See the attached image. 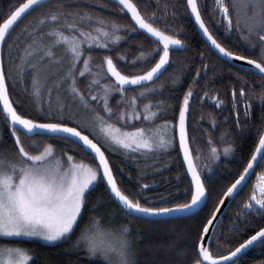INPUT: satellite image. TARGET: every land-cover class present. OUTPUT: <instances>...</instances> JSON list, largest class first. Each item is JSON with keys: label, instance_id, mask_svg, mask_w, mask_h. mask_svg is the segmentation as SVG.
Listing matches in <instances>:
<instances>
[{"label": "snow or ice", "instance_id": "1", "mask_svg": "<svg viewBox=\"0 0 264 264\" xmlns=\"http://www.w3.org/2000/svg\"><path fill=\"white\" fill-rule=\"evenodd\" d=\"M84 2L57 0L53 8L39 13L36 25L29 24L23 30V34L29 37L24 47L14 52L15 43L8 44L7 70L2 52L11 30L23 15L43 8L47 0H24L13 5L0 22V119L7 125L16 148L14 154H0V238L30 237L49 242L69 239L86 206L87 193L100 180L106 182L125 215L137 219L171 218L173 213L192 215L193 210L207 200L208 189L194 162L189 144L187 116L194 95L192 87L183 96L178 121L179 145L194 183L188 198L176 202L163 196L146 195L150 186L141 181L143 173L137 176L140 187L135 191L128 192L118 183L105 150L93 138V134L101 132L113 151L127 152L129 155L152 153L166 149L173 143L174 137L166 139L161 134V128L171 126L169 122L154 124L163 101L155 104L151 100L143 104L138 102V97L147 100L150 95L156 94V87H139L131 96L126 93L125 87L141 86L159 78L168 70L166 66H170V49L179 50L184 46V41L175 29L167 28L166 11L160 17L155 11L146 16L134 0H115L120 12L130 14L138 29L155 39V49L142 52L141 58L147 61L153 53L159 55L154 66L142 74H125L117 66L113 55H104L100 62H96L93 49L111 50L118 46L126 39L122 32L129 26L113 17L100 15L95 9L82 7ZM203 2L186 0V5L207 40L224 57L247 62L245 70L255 69L264 81V0H231V7L229 0H213L211 10L214 23L223 24L228 33L234 30L256 58L233 51L216 38L202 15ZM217 16L219 19H215ZM158 19L164 21V27L156 22ZM57 48L63 49L62 56L56 55ZM117 59L123 60L125 57L118 55ZM199 76L200 72L197 71L196 77ZM9 77L13 78V84L17 81L23 84L25 79L30 81L31 91L28 95L40 115L32 116L18 111L22 105L10 95ZM179 82V78L172 81L174 85ZM244 83L246 81L241 79L239 94L244 100L243 115L247 120L251 116V101L246 95ZM24 90L27 92V87ZM115 93L119 94V99L115 101L114 108L112 99ZM231 94L235 100V87H232ZM257 99L264 103V91ZM73 106L90 113L91 118L82 119L80 111H73ZM240 115L239 111L235 113L237 125ZM141 117L147 122L146 125L129 127ZM22 134L56 138L57 143L61 139L79 143L85 151L93 154L98 164L93 167L71 153H61L56 144L47 141L31 140L26 144ZM208 142L212 159H219L222 153L229 155L234 150L231 142L223 143L222 148L211 137ZM256 166L264 168V130L258 133L254 150L243 171L227 187L223 196L233 198L242 182L254 174ZM259 177L243 204L246 216L254 212L264 217V171L259 173ZM223 203L222 198L211 217L202 225L190 264H238L239 256L248 248L264 247V226H257L259 230L226 255L212 251L211 244L218 241L206 239V234L212 235L209 226L215 227L213 221L217 219L216 213ZM74 247H83L86 254L100 264H137V249L130 224L106 223L99 215L93 216L81 230ZM32 261L30 249L0 243V264H32Z\"/></svg>", "mask_w": 264, "mask_h": 264}, {"label": "trees", "instance_id": "2", "mask_svg": "<svg viewBox=\"0 0 264 264\" xmlns=\"http://www.w3.org/2000/svg\"><path fill=\"white\" fill-rule=\"evenodd\" d=\"M95 1H99L98 6L95 5ZM22 2L24 0H0V22L13 5ZM134 2L146 16L155 11L157 17H160L161 13L166 11L168 13L166 16L167 28L175 29L180 39L184 41L182 50L171 51L170 66L160 78L146 85L125 88L126 93L131 96L139 87H156V94L150 95L147 100L138 97V102L143 104L151 100L155 104L157 101H163V107L157 112L154 124L170 122L169 124L173 127L174 144L157 160L156 165H160L161 170L157 172H153L158 168L153 169L154 166L149 167V169L143 167L141 169L144 172H142L137 166V162L141 161H138L137 158H133L126 152L101 147L105 150L122 189L128 192L138 189L140 184L137 182V176L143 173L141 181L150 186L146 195L163 196L176 202L185 201L193 187L179 149L177 121L183 96L188 88L192 87L194 95L190 100L188 134L195 161L209 192L208 202L200 212L189 217L171 220L137 219L134 216L125 215L124 210L113 200L104 182L100 180L87 193L86 206L82 209L81 216L69 239L53 245L38 240L0 239L3 243L30 249L33 253V262L36 264H100L99 261L92 260L83 247L79 249L74 247L81 230L96 215L103 217L106 223L113 221L130 224L137 249V264H190L195 254L196 240L202 225L211 217L212 212L224 197L223 193L227 187L243 171L254 150L258 133L264 130V103L260 102L261 105L259 106L260 100L257 99L264 91V81L256 72L247 71L241 66L224 60L207 45L189 14L186 0H134ZM56 3L57 0H52L46 3L43 8L32 11L11 32L3 51L6 70L9 65L8 44L15 43L14 49H22L29 39L23 34V30L29 24L35 26L39 13L53 8ZM229 4L231 7V0H229ZM81 6L95 9L98 14L113 17L121 24L129 26L122 32L126 39L122 40L118 46L111 48V50L93 49L96 62H100L104 55H113L120 70L129 75L142 74L143 71L154 66V63L159 59L158 54L153 53L151 59L147 61H144L140 54L152 52L155 49V40L140 32L133 24L130 16L126 12L119 11V6L116 3L107 0H85ZM212 9L213 0H204L201 4L202 15L216 38L225 47L233 51L242 55H254V52L249 51L246 42L234 30L228 33L223 24L214 23L211 16ZM215 19H219V16ZM156 22L161 27L165 26L164 21L160 19ZM131 29L137 30L131 31ZM202 53L203 55H201ZM118 55L125 57V59H117ZM254 58H256L255 55ZM64 66L66 67L67 64ZM197 71L200 72L199 77H196ZM177 78L180 82L174 85L172 81ZM241 79L246 81L243 86L251 101V116L247 120L243 115L244 100L240 98L239 94ZM83 83L82 80V88ZM257 83H260V91H255V84ZM161 85H163L162 88ZM25 87H27V92L24 90ZM232 87L237 89L235 100L231 94ZM9 91L14 100L21 102L22 107H18V111L32 116L40 115L39 109L34 106L32 98L28 95V92L31 91L29 82L27 83L25 80L23 87L19 88L13 84L12 78L9 77ZM205 92L208 93L207 96L204 95ZM118 99L119 94H113L112 104L114 108L115 101ZM219 101H223V103L221 104ZM259 108L260 114L255 112ZM237 111L241 113L239 125L235 119ZM146 124L144 123V125ZM140 125L141 122L133 121L129 127ZM0 130L4 145L15 153L16 148L13 139L2 119H0ZM209 137L221 148L223 143L231 142L233 152L229 155L222 153L219 159L210 158ZM22 139L26 144L31 140L54 143L61 153H71L78 160L89 162L94 167L97 166L92 155L87 153L78 143L62 139L57 143L56 138L40 135L29 137L22 134ZM198 149L199 151H197ZM262 171L264 168L257 166L249 182L225 211L212 238L218 241V243L213 242L211 244L214 253L226 255L244 239H247L249 235H253L256 230H259L257 226H264V217L254 212L246 216L243 210V204L249 198L259 173ZM238 264H264V247L254 246L239 258Z\"/></svg>", "mask_w": 264, "mask_h": 264}, {"label": "water", "instance_id": "3", "mask_svg": "<svg viewBox=\"0 0 264 264\" xmlns=\"http://www.w3.org/2000/svg\"><path fill=\"white\" fill-rule=\"evenodd\" d=\"M49 1H51V0H47V2H49ZM111 1H113L114 3H115V0H111ZM189 11H190V9H189ZM32 11H30V12H28V13H26L25 15H23L22 16V18L17 22V24L16 25H14V27H13V29L11 30V32L17 27V25L26 17V16H28L30 13H31ZM128 14V13H127ZM129 16H130V14H128ZM191 17H192V19H193V21H194V23H195V25H196V27H197V29H198V32L200 33V35L202 36V38L205 40V42L207 43V45L218 55V56H220L221 58H223L224 60H226V61H228V62H230V63H233V64H235V65H238V66H241V67H243V68H246V64H247V62H244V61H239L238 59H236V58H228V57H224L222 54H220L219 52H218V50L217 49H215L214 48V46H212L211 45V43H210V41H208L207 40V37H206V35L204 34V32H203V30L202 29H200V27H199V25H198V22H196L195 21V18H194V15H191ZM130 18H131V16H130ZM131 20H132V18H131ZM132 22H133V24L135 25V27L138 29V27H137V25L135 24V22L132 20ZM139 30V29H138ZM140 32H142V33H144V34H146L143 30H139ZM11 32H10V34H11ZM148 37H150V35H148V34H146ZM150 38H152V37H150ZM8 39V38H7ZM7 39H6V41H7ZM152 39H154V38H152ZM155 40V39H154ZM183 49V47L182 48H180L179 50H182ZM3 50H4V46H3ZM171 51H172V49H170V57H171ZM2 55H3V52H2ZM167 68H168V66H166ZM252 71H254V72H256V70L255 69H252ZM165 72H163V74H164ZM257 73V72H256ZM162 74V75H163ZM162 75H160L159 76V78L162 76ZM114 79V78H113ZM158 78H154V80L153 81H151V82H146L145 84H143V85H146V84H149V83H152V82H154V81H156ZM131 87H134V86H131ZM131 87H128V86H126L125 88H131ZM10 92V91H9ZM178 121H179V118H178ZM188 126H189V113H188V116H187V128H188ZM29 137H32L31 135H29ZM177 137H178V143H179V130H178V122H177ZM79 144V143H78ZM189 144H190V140H189ZM80 145V144H79ZM81 146V145H80ZM83 148V147H82ZM179 148H180V152H181V156H182V159H183V162H184V165H185V168H186V171H187V173H188V175H189V178H190V181H191V184H192V187H193V189H194V183L192 182V179H191V172L188 170V167H187V161L184 159V153H183V149L180 147V145H179ZM190 148H191V146H190ZM84 149V148H83ZM85 150V149H84ZM87 153H90L91 155H92V157H93V154L90 152V151H86ZM106 153V152H105ZM107 155V154H106ZM192 156H193V159H194V162L196 163V161H195V158H194V155H193V152H192ZM94 159V158H93ZM94 161L96 162V164H98V160L97 159H94ZM110 161V160H109ZM111 164V163H110ZM197 165V164H196ZM112 166V165H111ZM256 168H257V166L254 168V171L256 170ZM113 169V168H112ZM197 169H198V171H199V168H198V166H197ZM114 172V171H113ZM201 174V173H200ZM253 174H251V175H249L247 178H246V180L244 181V182H242V185L239 187V190H238V192H237V194L233 197V198H228V197H223V199H224V203L223 204H221L220 205V207H219V211L216 213V216H217V219L216 220H214L213 221V224L215 225V227H213V226H209L210 227V232H211V236H207V234H206V239H209V240H212V238H213V236H214V233H215V231H216V228H217V226H218V224H219V222H220V220L222 219V217H223V215H224V213H225V211L227 210V208L229 207V205H230V203L232 202V200L238 195V193L243 189V187L249 182V180H250V178H251V176H252ZM201 177H202V175H201ZM202 179H203V177H202ZM103 182H104V184H105V186H106V182L103 180ZM107 187V186H106ZM205 187H206V185H205ZM207 188V187H206ZM107 189H108V191H109V188L107 187ZM109 193H110V195L112 196V198H113V200L121 207V205L116 201V199L113 197V194L109 191ZM206 195H207V200H206V202L201 206V207H199L198 209H196V210H193V212H194V214H192V215H195V214H197L198 212H200L202 209H203V207L206 205V203L208 202V199H209V192H207L206 193ZM122 208V207H121ZM192 215H183V214H175V213H173L172 214V217L171 218H154V219H151V220H171V219H177V218H184V217H189V216H192ZM135 217V216H134ZM149 220V219H148ZM253 247H250V248H248L247 249V251H244L243 252V254H245L246 252H248L250 249H252ZM242 254V255H243ZM242 255H240L239 256V258L242 256Z\"/></svg>", "mask_w": 264, "mask_h": 264}, {"label": "rangeland", "instance_id": "4", "mask_svg": "<svg viewBox=\"0 0 264 264\" xmlns=\"http://www.w3.org/2000/svg\"><path fill=\"white\" fill-rule=\"evenodd\" d=\"M18 49H19V48H17V49H13V51L15 52V51L18 50ZM55 52H56V55H57V56H62V55H63V49H61V48H57V49L55 50ZM8 60H9V59H8ZM66 64H67V57L64 58V65H66ZM64 67H65V66H64ZM11 78H12V77H11ZM12 80H13V78H12ZM25 80L27 81V83L29 82V84H30V81H28L27 79H25ZM15 85H16L17 87H19V88H22V87H23V84H22L21 82H19V81L15 82ZM77 110L80 111V113H81V118H82V119H90V118H91V114H90V113L84 112V110L81 109V108H79V106H73V111H77ZM137 121L141 122V125H140V126L144 125V123H147V122L143 121V117H141V119H140V120H137ZM165 122H166V121H165ZM162 123H163V122H161V124H158V125H162ZM169 123H170V122H169ZM138 127H139V126H138ZM172 129H173L172 126H170V127L167 128V129H163V128H161V134H163V135L165 136L166 139L169 138V137H174L173 134H172ZM93 138H95V139L97 140V142L101 144V146L105 147L106 149L113 150V149H112V146H111L110 144H108V143L105 141V139H104L103 135L101 134V132H96V133H94V134H93ZM173 144H174V142H173L168 148H166V149L154 150L152 153H147V154H145V153H136V154L132 155V157H133V158H137L138 161H141V162H137V163H138L137 166H138L139 170L142 171V172H144V170H142L143 167L149 169V167H151V166H154V167H152L153 169H154L155 167H156V168L158 167V168L155 169L153 172L161 171V170H160V165H156V164L158 163L157 160H158L160 157H162V155H163L164 152L170 150V148H171V146H172ZM10 153H11V154H14L9 148H7V147L4 145V141H3V137H2V132H1V130H0V154H10ZM126 153H127V152H126ZM163 158H164V157H163ZM86 163L91 164V163H89V162H86ZM91 165H92V164H91ZM92 166H93V165H92ZM141 166H142V167H141ZM93 167H94V166H93ZM141 168H142V169H141ZM259 178H260V177H258V180H259ZM258 180H257V181H258ZM98 182H99V181H98ZM96 184H97V183H96ZM81 213H82V212H81ZM80 216H81V215H80ZM80 216L78 217L77 222H78ZM75 226H76V225H75ZM75 226H74V227H75ZM0 239H8V238H0ZM12 239L38 240V241H41V242H43V243L51 244V245H53V244H58V243H60V242L65 241V240H61V241L49 242V241H44V240H42V239H40V238H30V237H20V238H12ZM66 240H67V239H66ZM0 243H3V242L0 241ZM91 259H92V258H91ZM92 260H94V259H92ZM32 264H36V263H34V262L32 261Z\"/></svg>", "mask_w": 264, "mask_h": 264}, {"label": "flooded vegetation", "instance_id": "5", "mask_svg": "<svg viewBox=\"0 0 264 264\" xmlns=\"http://www.w3.org/2000/svg\"><path fill=\"white\" fill-rule=\"evenodd\" d=\"M107 1H110V2H112L111 0H107ZM50 2V1H49ZM48 3V2H47ZM113 3V2H112ZM98 4H99V1H95V5L96 6H98ZM189 8V7H188ZM255 91H260V83H257V84H255ZM250 99V98H249ZM261 104H260V101H259V106H260ZM255 112H258V114H260L261 113V111H260V108L258 109V110H255ZM177 139H178V137H177ZM179 144V143H178ZM180 149V148H179Z\"/></svg>", "mask_w": 264, "mask_h": 264}, {"label": "bare ground", "instance_id": "6", "mask_svg": "<svg viewBox=\"0 0 264 264\" xmlns=\"http://www.w3.org/2000/svg\"><path fill=\"white\" fill-rule=\"evenodd\" d=\"M113 2V1H112ZM255 172V171H254Z\"/></svg>", "mask_w": 264, "mask_h": 264}]
</instances>
